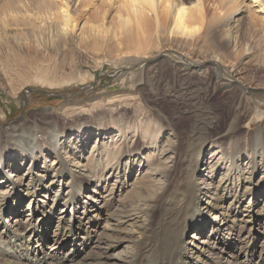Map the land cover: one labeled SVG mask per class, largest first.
Returning a JSON list of instances; mask_svg holds the SVG:
<instances>
[{
  "label": "bare ground",
  "instance_id": "1",
  "mask_svg": "<svg viewBox=\"0 0 264 264\" xmlns=\"http://www.w3.org/2000/svg\"><path fill=\"white\" fill-rule=\"evenodd\" d=\"M63 1L0 6V75L11 96L22 91L29 102L31 81L62 87L82 80L75 69L63 71L71 62L65 55L69 63L57 62L60 52L70 57L112 38L139 62L158 48L165 26L168 39L193 37L202 17L199 0H123L119 7L80 0L75 8ZM232 1L218 27L240 60L226 72L218 55L171 64L178 76L207 61L216 93L225 96V115L211 98L184 111L191 136L164 114L146 119L131 92L87 104L67 98L0 127V264H254L256 226L264 223V86L242 77L239 66L256 44L240 32L248 27L264 38V0ZM243 124L257 129L243 135Z\"/></svg>",
  "mask_w": 264,
  "mask_h": 264
},
{
  "label": "rangeland",
  "instance_id": "2",
  "mask_svg": "<svg viewBox=\"0 0 264 264\" xmlns=\"http://www.w3.org/2000/svg\"><path fill=\"white\" fill-rule=\"evenodd\" d=\"M6 1H11L13 4H15L18 0H0V6L4 5ZM197 1L198 0H182V2L187 6H193ZM57 2L64 3L65 1L57 0ZM79 2L80 0H72L69 8H75ZM122 2L123 0H112V5L119 7L121 6ZM199 2L202 17L198 18V22L195 23L200 27L198 33L193 37H182L177 34V36L168 39L166 33L167 27L165 26V28L162 30L164 32L161 31V37H158L161 39L158 48L152 51L151 56L144 57L139 62H135L132 59L133 55L137 54L134 51L117 50V47L114 46L116 45V41L112 38L108 39L109 41L103 40L99 42V45L97 44L95 46L82 49V52L79 54H70V57L66 56L68 55L67 53L60 52L58 59H56L57 62L65 63V57L71 62V65H68V67L66 66L64 70H62L68 74L70 73V70L74 71L75 69L74 72H71H80V79L83 78L84 80L82 79L73 81L71 83H66L62 85V87H49L47 85H42L35 81H31L29 86L31 89L29 92L31 100H29V102L26 101L27 97L22 91H19L16 97L11 96L9 94L8 88L5 87V82L0 75V83L2 86H4L0 88V111L4 110L5 113V115H1L0 113V127L6 125L7 123L21 119L27 116L29 113L40 112L43 109L50 107H58L67 98L71 99L72 101H78L80 103L87 104V100L91 99L92 97H104L111 93L121 92L132 93L135 98L133 105L137 109H139L137 105L144 108L143 114L147 115L146 117H148L146 119L152 121V119H157L162 114H164L167 116V120L176 121L178 126L183 127L184 130H187V133H189L188 130L190 128V119L187 117L186 112L184 111L188 110L193 112L194 107H199V104L196 102L199 98H211L210 106L225 115V111L228 108L227 104L225 103V96L216 93L214 87L216 76L215 73L212 72V66L207 61L204 62L201 70H196L193 68L180 70L178 72V76H175L171 68L173 60H178L181 58V56L190 59L191 61L206 60L211 58V56L213 57L214 55H218L219 57L222 56V66H224L225 72L228 71L227 69L230 70V67H228L230 61L237 62V60H240L241 53L240 51L238 52L239 49L233 51L232 49H226L222 39L221 30L218 27L219 22L223 18V14L230 12L235 1L199 0ZM82 9L84 12L83 15H81L82 13L79 15L80 19L78 20V23L82 17H84V13L89 14L90 11L93 10V5L90 4L83 7ZM110 10L111 13L114 14L115 10L113 7H111ZM224 11L226 12L224 13ZM152 17L153 14L148 16V22L150 25L153 24L151 23ZM153 25L149 26L148 28V32L151 33L150 35L148 33V36L152 39H155L156 33L154 31ZM161 29L162 28L159 27V31ZM245 33H248V35L252 37L251 40L253 43L255 42V53H253V58L248 61L249 63L243 62L244 64L239 66V70L245 82L248 83L251 81L252 83V81H254L259 86H264V56H261L264 55V38L260 37L258 31L255 33V35L252 34L251 29L248 27L245 28V30H241L240 35L243 36ZM171 41L174 43L176 42V44L172 45ZM162 42L167 43L165 48L162 47ZM67 52L70 53V51ZM237 52L239 56L236 54L233 55ZM63 55H65V57ZM232 55L237 57L234 58ZM254 56L259 59L255 60L256 58H254ZM69 66L71 67L69 68ZM256 66L259 67L257 68ZM257 69H259V71ZM153 98L156 100L155 103L152 102ZM183 103H186V107L184 108L185 110H181L180 115L179 105H182ZM197 121L196 125L200 122L199 118H197ZM201 126L202 125L200 123V125L197 127L201 128ZM261 127L264 129V123L261 124ZM242 129L243 130L241 132H243L244 135L246 131L256 130L257 124H251L248 126L243 124ZM193 133L195 132L193 131ZM189 136H191L190 133ZM259 206H257V208ZM9 207V210L12 212H15L17 208L16 205L12 206V204H10ZM22 209L24 210L25 207L23 206L21 210ZM256 231L258 232L259 237L254 244L257 246L255 247V254L250 261L254 264H264L263 222L256 226ZM52 234L53 232H51V235ZM191 234L192 233L190 231L189 235ZM47 237L54 240L53 236H49L48 233ZM52 240H48L49 242L47 241V246H50L53 243ZM91 246L92 245L88 244V248ZM44 250L46 249L44 248Z\"/></svg>",
  "mask_w": 264,
  "mask_h": 264
}]
</instances>
